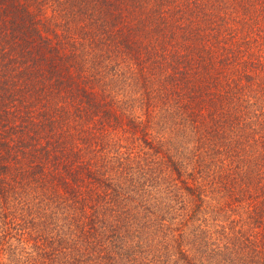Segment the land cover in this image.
Returning a JSON list of instances; mask_svg holds the SVG:
<instances>
[{"label": "trees", "instance_id": "1", "mask_svg": "<svg viewBox=\"0 0 264 264\" xmlns=\"http://www.w3.org/2000/svg\"><path fill=\"white\" fill-rule=\"evenodd\" d=\"M0 264H264V0H0Z\"/></svg>", "mask_w": 264, "mask_h": 264}]
</instances>
